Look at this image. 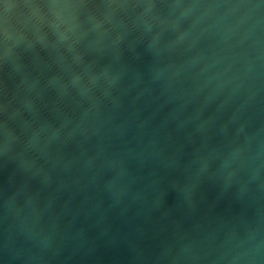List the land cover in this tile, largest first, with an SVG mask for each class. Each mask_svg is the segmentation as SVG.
Instances as JSON below:
<instances>
[{"label":"water","instance_id":"water-1","mask_svg":"<svg viewBox=\"0 0 264 264\" xmlns=\"http://www.w3.org/2000/svg\"><path fill=\"white\" fill-rule=\"evenodd\" d=\"M0 264H264V0H0Z\"/></svg>","mask_w":264,"mask_h":264}]
</instances>
